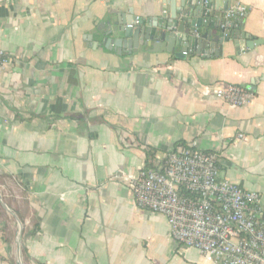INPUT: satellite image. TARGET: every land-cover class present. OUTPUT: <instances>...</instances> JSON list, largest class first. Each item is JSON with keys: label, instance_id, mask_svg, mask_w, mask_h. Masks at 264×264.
Wrapping results in <instances>:
<instances>
[{"label": "crops", "instance_id": "obj_1", "mask_svg": "<svg viewBox=\"0 0 264 264\" xmlns=\"http://www.w3.org/2000/svg\"><path fill=\"white\" fill-rule=\"evenodd\" d=\"M209 2L244 6L239 29L264 41V0ZM165 7L0 0V50L11 58L0 68V182L24 221L28 263L224 264L180 246L129 188L181 146L216 153L221 179L258 193L264 211V44L238 54L226 42L218 57L103 45L118 15L151 22ZM221 85L251 87L254 99L230 106L213 95ZM16 258L0 217V264Z\"/></svg>", "mask_w": 264, "mask_h": 264}, {"label": "built area", "instance_id": "obj_2", "mask_svg": "<svg viewBox=\"0 0 264 264\" xmlns=\"http://www.w3.org/2000/svg\"><path fill=\"white\" fill-rule=\"evenodd\" d=\"M246 14L244 6L230 5L224 28ZM10 61L0 50V68ZM213 95L233 107H246L254 99L251 87L238 85H221ZM219 164L216 153L177 147L165 161L142 168L129 188L140 209L164 215L172 238L198 250L208 263L264 264L260 195L221 179Z\"/></svg>", "mask_w": 264, "mask_h": 264}, {"label": "water", "instance_id": "obj_3", "mask_svg": "<svg viewBox=\"0 0 264 264\" xmlns=\"http://www.w3.org/2000/svg\"><path fill=\"white\" fill-rule=\"evenodd\" d=\"M207 3V4H206ZM166 6L161 18L145 21L133 15H118L114 25L109 21L103 45L121 54L141 52L144 47L154 53H175L179 48L182 56L188 51L199 55L218 57L222 45L233 41L238 54L264 44L262 39L252 40L238 29V19H234L228 29L226 12L230 5L212 4L209 0H163ZM204 31H200V30ZM180 56V55H179ZM0 201L2 198L0 195ZM5 206V204H3Z\"/></svg>", "mask_w": 264, "mask_h": 264}, {"label": "rangeland", "instance_id": "obj_4", "mask_svg": "<svg viewBox=\"0 0 264 264\" xmlns=\"http://www.w3.org/2000/svg\"><path fill=\"white\" fill-rule=\"evenodd\" d=\"M9 185H4L0 182V195L2 198V202L0 201V217L5 222L7 235L11 234V236L15 235L16 237L17 264H30L26 261L23 250L24 221L16 214L13 208L14 194L8 188Z\"/></svg>", "mask_w": 264, "mask_h": 264}, {"label": "trees", "instance_id": "obj_5", "mask_svg": "<svg viewBox=\"0 0 264 264\" xmlns=\"http://www.w3.org/2000/svg\"><path fill=\"white\" fill-rule=\"evenodd\" d=\"M237 27H238V29H239V26H238V25H237ZM145 168H147V169L152 168V165H146Z\"/></svg>", "mask_w": 264, "mask_h": 264}]
</instances>
